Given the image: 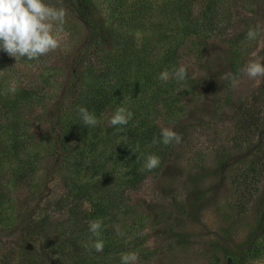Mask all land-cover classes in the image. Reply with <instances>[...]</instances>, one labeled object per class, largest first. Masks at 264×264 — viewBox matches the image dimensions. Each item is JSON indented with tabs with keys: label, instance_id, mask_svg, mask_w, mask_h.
I'll list each match as a JSON object with an SVG mask.
<instances>
[{
	"label": "rangeland",
	"instance_id": "obj_1",
	"mask_svg": "<svg viewBox=\"0 0 264 264\" xmlns=\"http://www.w3.org/2000/svg\"><path fill=\"white\" fill-rule=\"evenodd\" d=\"M89 1L93 21L117 26L137 14L133 11L141 10L142 2L159 0ZM47 2L66 10L63 30L55 33L60 46L32 61L0 51V92L23 87L36 100L25 110L38 169L29 187L12 189L13 197H30L29 213L36 216L64 191L59 111L66 109L84 61L107 45L96 33L97 23L81 18L69 0ZM187 2L196 31L183 39L177 56V68L184 66L187 76L173 90L181 91L171 103L173 114L167 116L163 108L154 116L181 140L157 173L125 191L130 207L118 214L111 238L123 242L127 250L122 253H137L134 264H264V77L249 78L241 71L251 60L264 62V31L257 40L246 38L249 27L264 30V0ZM154 14L160 19L159 11ZM150 33L155 31L135 35ZM111 116L109 108L103 109L95 116L97 124L105 127ZM100 147L94 146L95 153ZM93 154L78 155L86 172ZM81 207L89 209L87 199ZM16 224L0 230V258L20 243Z\"/></svg>",
	"mask_w": 264,
	"mask_h": 264
},
{
	"label": "trees",
	"instance_id": "obj_2",
	"mask_svg": "<svg viewBox=\"0 0 264 264\" xmlns=\"http://www.w3.org/2000/svg\"><path fill=\"white\" fill-rule=\"evenodd\" d=\"M69 1L81 18L97 23L89 0ZM133 12L137 14L117 26L97 23L96 33L106 40V48L84 61L83 70L75 77L78 82L70 87L66 109L57 116L56 136L66 170L64 191L55 201L47 202L39 216L29 213L28 195L12 196L13 188L30 186L38 169L39 153L30 150L34 137L25 110L36 100L31 90L23 87L15 93L0 92V230L7 231L17 222L20 225V243L0 258V264H120V255L127 249L111 236H115L112 232L118 214L130 207L124 193L137 189L173 155L175 141L168 145L161 142L162 128L154 116L163 108L167 116L173 114L171 103L181 93H173L179 83L173 76L178 48L196 31L187 0L144 1L141 10ZM150 28L154 34L135 35ZM164 71L169 73L166 81L158 78ZM80 107L94 116L105 108L114 115L117 107H125L133 116L123 126L113 127L109 122L105 127L86 126ZM98 143L101 147L95 153ZM84 152L94 153L88 172L78 157ZM150 155L159 157V165L151 171L144 168ZM91 172L103 174L86 178ZM111 172L120 177L109 175ZM84 199L89 202L88 210L81 207ZM63 212L65 216L60 217ZM262 218L264 221V212ZM94 220L102 221V252L91 247L97 238L88 227Z\"/></svg>",
	"mask_w": 264,
	"mask_h": 264
},
{
	"label": "clouds",
	"instance_id": "obj_3",
	"mask_svg": "<svg viewBox=\"0 0 264 264\" xmlns=\"http://www.w3.org/2000/svg\"><path fill=\"white\" fill-rule=\"evenodd\" d=\"M66 10L63 7H53L47 0H0V51L8 56L18 60L26 58L28 61L36 60L39 57L57 49L60 41L55 34L62 31L65 24ZM55 29V31H54ZM258 26L249 27L246 38L248 40H257L262 34ZM260 48L258 47L251 53L257 57ZM241 71L249 78L264 77V62L259 58L249 61L244 65ZM228 75V74H226ZM174 78L180 82L187 76V70L184 66L176 68L173 72ZM160 80L166 81L169 78L167 71L161 72ZM233 83H236L233 80ZM257 83L259 81L257 80ZM9 91L15 93L16 88L11 86ZM80 118L84 125L95 126L96 117L86 108L78 109ZM133 113L125 107H117L109 123L111 126L126 125L132 118ZM161 142L165 145L181 140V135L170 128L161 129ZM155 142V140H154ZM159 165V157L150 155L147 157L144 168L151 171ZM102 221L94 220L89 223L88 230L93 237L91 247L96 252H102L104 241L99 239ZM138 259L135 252L122 253L120 255V264H134Z\"/></svg>",
	"mask_w": 264,
	"mask_h": 264
}]
</instances>
